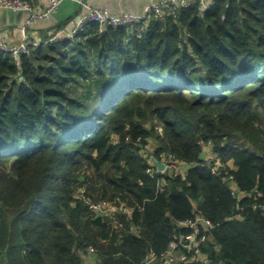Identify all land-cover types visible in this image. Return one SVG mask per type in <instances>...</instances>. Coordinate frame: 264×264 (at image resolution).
Listing matches in <instances>:
<instances>
[{
  "label": "trees",
  "instance_id": "16d2710c",
  "mask_svg": "<svg viewBox=\"0 0 264 264\" xmlns=\"http://www.w3.org/2000/svg\"><path fill=\"white\" fill-rule=\"evenodd\" d=\"M198 4L0 52V264H161L196 218L180 264H264V0ZM161 154L178 174L146 173Z\"/></svg>",
  "mask_w": 264,
  "mask_h": 264
},
{
  "label": "built area",
  "instance_id": "2783aa9c",
  "mask_svg": "<svg viewBox=\"0 0 264 264\" xmlns=\"http://www.w3.org/2000/svg\"><path fill=\"white\" fill-rule=\"evenodd\" d=\"M66 0H47L46 6L43 10L38 11L34 5L28 3L25 0H0V9L24 13L27 15L26 20L21 25V31L23 34V41L18 45H12L7 42L6 37L0 33V52L8 54L12 57L13 61L18 65L19 59L22 55H29L30 48H37L41 44L54 43L62 40L63 38L74 39V37L83 32L90 26H96L98 34H103L107 28H142L146 27L151 20H162L164 18H175L180 9H186L194 5V0H163L153 2L147 5L141 14H128L119 13L113 14L104 8L89 7L85 3H80L83 13L73 23L72 28L69 31H60L55 35H52L48 41H30L29 31L32 26L40 21L49 19L54 15L59 6ZM213 6V0L205 4L203 0H199L200 12L208 11ZM209 152V149L206 150ZM208 153H206V156ZM157 160V159H155ZM215 166L212 168V173H216L219 166L218 159L214 157ZM163 163L164 170L158 172L156 168L152 166L149 159V168L146 173L153 177L155 173L164 174L167 172H174L178 174L183 168L176 157L172 154H161L160 159L157 160ZM233 185V179L231 176L225 179ZM232 194L236 195V190L232 189ZM253 194L260 198L262 194L258 191H254ZM259 207L264 216V202L256 204L254 207ZM90 208L99 210L101 213H114L116 210L114 206H109L108 203L102 202L97 205H91ZM182 227L191 229L192 232L185 237H180L178 241L172 242L169 245L168 250L161 254L158 260L161 264H180L188 263L191 261H204L200 252V246L206 240L204 234H200L199 228L204 233H207L213 228V225L208 220L202 218H196L194 221H188L181 224ZM190 253V256L187 254ZM157 258L151 252L146 258L145 262L150 264Z\"/></svg>",
  "mask_w": 264,
  "mask_h": 264
},
{
  "label": "crops",
  "instance_id": "0c3cea01",
  "mask_svg": "<svg viewBox=\"0 0 264 264\" xmlns=\"http://www.w3.org/2000/svg\"><path fill=\"white\" fill-rule=\"evenodd\" d=\"M46 1L33 0L32 3L38 11H41L45 8ZM157 1L163 0H66L49 19L40 21L32 26L29 31V38L31 42H42L60 31H69L74 21L83 13L80 3H85L89 7L104 8L113 14H141L147 5ZM211 1L203 0L205 4ZM26 18L27 15L24 13L0 9V33L6 37L8 43L18 45L23 41L21 25ZM135 30L137 34H141L145 30V27ZM205 153L208 152L205 151Z\"/></svg>",
  "mask_w": 264,
  "mask_h": 264
},
{
  "label": "water",
  "instance_id": "95a60500",
  "mask_svg": "<svg viewBox=\"0 0 264 264\" xmlns=\"http://www.w3.org/2000/svg\"><path fill=\"white\" fill-rule=\"evenodd\" d=\"M205 154H202L201 156H200V159H204L205 158ZM150 163L152 164V166L154 167V168H156V170L158 171V172H161V171H163L164 170V165H163V163H160L159 161H157V160H155V158H153V157H151L150 158ZM187 169H185V171H186Z\"/></svg>",
  "mask_w": 264,
  "mask_h": 264
},
{
  "label": "rangeland",
  "instance_id": "374dc122",
  "mask_svg": "<svg viewBox=\"0 0 264 264\" xmlns=\"http://www.w3.org/2000/svg\"><path fill=\"white\" fill-rule=\"evenodd\" d=\"M109 206H112L109 204ZM115 209V208H114ZM116 210V209H115ZM113 213V212H112ZM130 213V212H128ZM90 254H87L84 256V264H90V263H93L95 262L96 260V256L95 254H93L92 252H89Z\"/></svg>",
  "mask_w": 264,
  "mask_h": 264
}]
</instances>
